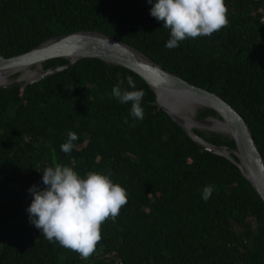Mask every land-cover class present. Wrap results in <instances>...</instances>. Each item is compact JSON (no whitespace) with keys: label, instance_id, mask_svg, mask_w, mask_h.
<instances>
[{"label":"trees","instance_id":"1","mask_svg":"<svg viewBox=\"0 0 264 264\" xmlns=\"http://www.w3.org/2000/svg\"><path fill=\"white\" fill-rule=\"evenodd\" d=\"M154 3L0 0V55L20 56L78 32L104 34L225 100L247 122L264 159V0H225L227 27L172 49L165 47L170 29L150 15ZM68 63L57 58L43 67ZM129 76L145 92L142 120L131 115V102L111 95L113 86L133 90ZM155 102L139 75L99 59L24 88L0 89V264H264V202L236 165L203 149ZM210 117L220 119L211 109L197 115ZM69 131L78 139L65 153L60 146ZM195 133L236 150L228 135ZM53 158L82 176L110 170L128 192L88 260L49 242L29 220L28 189L45 187L42 171ZM205 186H213L206 201Z\"/></svg>","mask_w":264,"mask_h":264},{"label":"clouds","instance_id":"2","mask_svg":"<svg viewBox=\"0 0 264 264\" xmlns=\"http://www.w3.org/2000/svg\"><path fill=\"white\" fill-rule=\"evenodd\" d=\"M228 11L225 0H155L150 15L170 29L165 47L172 49L186 38L210 36L227 27ZM127 83L133 90L122 91L120 86H113L111 95L122 104L131 102V115L142 120L145 92L136 89L130 76ZM119 84L123 85L124 80H119ZM77 139V134L69 131L60 146L62 151L70 153ZM52 165L42 171L45 187L33 185L28 189L32 195L27 208L29 220L49 242H58L88 260L102 239L103 223L108 219L115 221L127 204L128 192L113 182L110 170L89 171L82 176L73 167L57 163L55 158ZM212 191L213 186H205L202 198L208 200Z\"/></svg>","mask_w":264,"mask_h":264},{"label":"water","instance_id":"3","mask_svg":"<svg viewBox=\"0 0 264 264\" xmlns=\"http://www.w3.org/2000/svg\"><path fill=\"white\" fill-rule=\"evenodd\" d=\"M57 58L66 59L69 62L68 65L56 69H44L45 62ZM83 59H99L109 65L129 68L139 75L155 92V105L165 111L203 149L225 157L236 165L242 176L264 202V159L245 119L218 95L190 85L181 77L155 64L139 50L123 42L101 33L84 31L51 39L20 56L5 59L0 55V89H16L33 85L47 76L72 67ZM6 64L9 65L8 68L13 69L35 65L39 68L40 74L35 79L28 80L22 75L11 79L12 76L18 74L13 73L5 77L6 82H2V72ZM160 95H164L176 103L195 102L200 104L203 109L214 110L220 119L210 117L200 120L196 118V123H203L210 119L222 121L226 127L227 135L236 143V150L210 144L195 133V130L202 131L198 127H195L191 132L188 131L180 120L159 105Z\"/></svg>","mask_w":264,"mask_h":264},{"label":"bare ground","instance_id":"4","mask_svg":"<svg viewBox=\"0 0 264 264\" xmlns=\"http://www.w3.org/2000/svg\"><path fill=\"white\" fill-rule=\"evenodd\" d=\"M8 67H9L8 64L4 65V70L2 72V82H6L5 77L13 73H18L22 75L24 78H27L28 80L35 79L40 74L39 68L35 67V65L20 69H13ZM158 103L161 107L171 112V114H173L178 120H180L181 123L185 122L186 126L183 125L185 128L187 126H191L193 128L198 127L202 130H206L207 132L222 133L225 134V136H227L228 134L226 127L222 121H216L210 119L203 123H196L195 116L198 110L202 108V106L198 103L195 102L176 103L174 100H169L164 95H160Z\"/></svg>","mask_w":264,"mask_h":264},{"label":"rangeland","instance_id":"5","mask_svg":"<svg viewBox=\"0 0 264 264\" xmlns=\"http://www.w3.org/2000/svg\"><path fill=\"white\" fill-rule=\"evenodd\" d=\"M201 110H203V108L199 109L198 112L201 111ZM198 112H197V114L195 116L196 118H197ZM202 131L205 132V133H207V134L216 133V132H207L206 130H202ZM216 134H222V133H216ZM222 135H225V134H222Z\"/></svg>","mask_w":264,"mask_h":264},{"label":"built area","instance_id":"6","mask_svg":"<svg viewBox=\"0 0 264 264\" xmlns=\"http://www.w3.org/2000/svg\"><path fill=\"white\" fill-rule=\"evenodd\" d=\"M262 21L264 22V19H262Z\"/></svg>","mask_w":264,"mask_h":264}]
</instances>
